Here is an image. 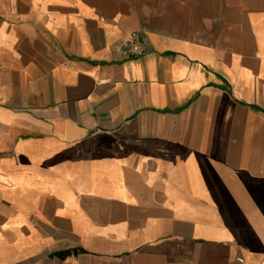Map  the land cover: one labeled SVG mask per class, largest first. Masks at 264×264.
<instances>
[{
  "label": "crops",
  "instance_id": "0c3cea01",
  "mask_svg": "<svg viewBox=\"0 0 264 264\" xmlns=\"http://www.w3.org/2000/svg\"><path fill=\"white\" fill-rule=\"evenodd\" d=\"M0 264H264V0H0Z\"/></svg>",
  "mask_w": 264,
  "mask_h": 264
},
{
  "label": "built area",
  "instance_id": "2783aa9c",
  "mask_svg": "<svg viewBox=\"0 0 264 264\" xmlns=\"http://www.w3.org/2000/svg\"><path fill=\"white\" fill-rule=\"evenodd\" d=\"M147 39L144 32L136 29L130 32L128 38L121 44L120 54L124 58H136L145 53ZM242 262V258H238Z\"/></svg>",
  "mask_w": 264,
  "mask_h": 264
}]
</instances>
